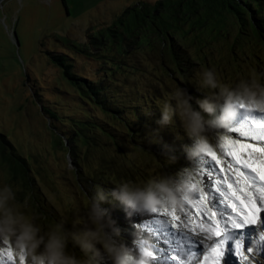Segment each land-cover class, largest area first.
Segmentation results:
<instances>
[{
    "label": "rangeland",
    "instance_id": "1",
    "mask_svg": "<svg viewBox=\"0 0 264 264\" xmlns=\"http://www.w3.org/2000/svg\"><path fill=\"white\" fill-rule=\"evenodd\" d=\"M157 1L3 0L0 3V133L12 144L16 153L27 161L30 177L34 180L31 188L30 184L24 186L14 181L0 159V187L5 184L12 186L16 191V200L20 203L27 201L28 206L24 210L35 215L42 226L65 219L71 228L74 221L83 217L85 205L97 186L109 190L121 182L141 183L162 175L173 178L178 176V173L163 170L156 157L137 149L129 137L124 139L126 131L119 124L115 128L119 131L122 144L115 145L100 137L88 151L82 148L80 154L83 160L77 163L78 159L71 157L63 144L61 130L56 128L59 124L53 123L43 111L44 107L66 106L62 92L73 91L63 78L62 70L51 61L48 51L71 56L73 62L70 64L84 77L95 80L97 73L99 78H103L104 66L94 61V57L101 51L92 48V39L99 38L102 30L109 32L108 29L114 24L119 25V19L128 8L141 2L154 4ZM14 30L17 32L18 43ZM227 32L224 33L226 38L206 45L202 54L209 57L208 67H193L186 84L178 83L175 75H170L168 70H173L171 65L165 68L160 56L142 53L139 57L140 70L133 74H117L115 86L123 94L133 97L136 91L142 94L149 91L152 92L150 95L159 94L157 96H162L164 100L176 87L192 91L189 93L193 97L206 93L208 90L198 88V74L205 69L212 70L220 84L231 87H235L242 79H249L253 74L264 82V48L245 39L237 40V31L233 27H229ZM201 39L212 41V35L204 34ZM199 49L200 46H195L193 50L196 53ZM58 86L62 91L57 89ZM253 111L257 116L262 115L258 110ZM242 115V110H239L229 125L230 129L236 127ZM149 120L151 123L147 133L152 137H164L176 145L192 143L188 137L182 138L181 134L184 136L185 132L179 119L167 127V133H164V129H157L158 119L150 117ZM220 131L210 130L208 133L209 146L217 152L218 158H221L219 146L223 143V137L228 136L233 140L243 138L242 131L237 134ZM194 159L196 163L193 164L191 159L189 165L184 167L190 177L184 181L189 191L180 190L183 198L180 207L164 206L158 208L157 213L138 215L129 221L119 204L104 205L110 209L119 226L127 230L122 237L126 243L131 245L132 236L129 233L139 230L142 235L148 234L146 237L150 243L146 247L149 244L151 246L154 237L151 231L153 221L164 218L176 223L172 216L183 215L185 212L190 214L189 223L192 227L198 226V211L205 202L195 200L194 196L201 192L203 174L212 169L215 161L211 160L206 151L197 154ZM178 165L186 166L184 163ZM216 167L222 168L224 164ZM166 211L172 215L165 216ZM133 222L136 224L135 229L132 228ZM8 246L12 247L16 254V264H19V253L14 250L12 243L0 241V247ZM75 251L80 255L79 249ZM249 264H264V259L255 255L254 259H249Z\"/></svg>",
    "mask_w": 264,
    "mask_h": 264
},
{
    "label": "trees",
    "instance_id": "2",
    "mask_svg": "<svg viewBox=\"0 0 264 264\" xmlns=\"http://www.w3.org/2000/svg\"><path fill=\"white\" fill-rule=\"evenodd\" d=\"M229 27L236 29L237 40L245 39L264 48V0H159L154 4L138 3L124 12L119 25L114 24L109 32L102 30L99 38L92 39V48L101 51L94 61L103 65L105 71L103 78L95 73V80L77 73L75 66L70 64L73 62L71 56L48 51L51 61L62 70L63 78L73 91L62 92L66 106L44 107L43 111L53 123L59 124L56 128L61 130L63 144L71 157H76L77 163L82 162V148L88 151L100 137L115 145L122 144L119 131L115 128L119 124L126 131L124 139L129 137L137 149L156 157L163 170L178 173L180 180L188 181L190 177L184 167L189 165L190 160L185 158L182 145L147 133L151 123L149 118H160L158 104L163 101L162 96L150 95L152 92L149 91L143 94L136 91L135 97L123 94L115 86L116 76L121 72L133 74L139 71L140 54L152 53L160 56L165 68L171 65L173 70L168 71L171 76L175 75L178 83L186 84L193 67H208L209 57L202 54L206 45L226 38ZM207 33L212 35V41L201 39ZM14 37L17 38L16 30ZM195 46H200L199 52L195 53ZM73 47L78 49L76 45ZM57 89L62 91L59 86ZM193 104L195 106V102ZM157 129H164V133L168 131L167 127ZM219 129L227 134L238 132L230 131L229 126L211 131ZM0 159L14 181L33 187L34 180L30 177L27 161L16 153L1 133ZM192 161L193 164L197 162L194 158ZM179 163L186 166L179 167Z\"/></svg>",
    "mask_w": 264,
    "mask_h": 264
},
{
    "label": "clouds",
    "instance_id": "3",
    "mask_svg": "<svg viewBox=\"0 0 264 264\" xmlns=\"http://www.w3.org/2000/svg\"><path fill=\"white\" fill-rule=\"evenodd\" d=\"M198 76V88L208 91L193 97L186 88H174L158 104L161 114L156 121L162 128L179 119L192 141L182 145L189 160L206 151L209 131L227 128L240 106L264 112V82L255 74L240 80L235 87L220 84L212 70H202ZM181 189L189 191L188 184L168 175L141 183L121 182L109 190L97 186L85 205L83 217L69 228L65 219L42 226L35 215L24 210L27 201L18 202L16 191L5 184L0 187V241H10L14 250L24 255L25 264H152L150 249L146 247L148 238L137 230L129 233L131 245L126 243L122 237L127 230L119 226L104 205L119 204L125 218L132 221L135 216L164 206L180 207ZM132 228H136L134 222Z\"/></svg>",
    "mask_w": 264,
    "mask_h": 264
},
{
    "label": "snow or ice",
    "instance_id": "4",
    "mask_svg": "<svg viewBox=\"0 0 264 264\" xmlns=\"http://www.w3.org/2000/svg\"><path fill=\"white\" fill-rule=\"evenodd\" d=\"M239 110L243 115L230 131H242L243 138L223 137V159L210 146L206 149L215 164L203 174L202 190L194 196L205 202L198 226L192 227L187 212L172 216L176 223L153 221L155 243L147 248L156 264H249L255 255L264 259V112L257 116L244 106ZM221 163L224 167L217 168ZM0 264H16L11 246L0 247ZM19 264H25L22 253Z\"/></svg>",
    "mask_w": 264,
    "mask_h": 264
},
{
    "label": "bare ground",
    "instance_id": "5",
    "mask_svg": "<svg viewBox=\"0 0 264 264\" xmlns=\"http://www.w3.org/2000/svg\"><path fill=\"white\" fill-rule=\"evenodd\" d=\"M148 236V234L147 233H144L143 234V236ZM197 238H199V237H197ZM155 243V238L153 237V241H152V243L151 244H154ZM149 246H150V244H149ZM152 264H156V262L155 261H153V259H152ZM202 264H203V261H202Z\"/></svg>",
    "mask_w": 264,
    "mask_h": 264
},
{
    "label": "water",
    "instance_id": "6",
    "mask_svg": "<svg viewBox=\"0 0 264 264\" xmlns=\"http://www.w3.org/2000/svg\"><path fill=\"white\" fill-rule=\"evenodd\" d=\"M3 0H0V3L2 2ZM15 40H16V42L18 43V40H17V38L15 37Z\"/></svg>",
    "mask_w": 264,
    "mask_h": 264
}]
</instances>
